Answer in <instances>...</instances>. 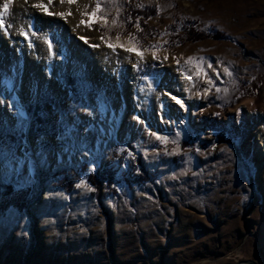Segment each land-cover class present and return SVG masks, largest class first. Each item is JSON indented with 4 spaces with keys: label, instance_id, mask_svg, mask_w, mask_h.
Instances as JSON below:
<instances>
[{
    "label": "rangeland",
    "instance_id": "374dc122",
    "mask_svg": "<svg viewBox=\"0 0 264 264\" xmlns=\"http://www.w3.org/2000/svg\"><path fill=\"white\" fill-rule=\"evenodd\" d=\"M97 3L102 10L77 38L88 57L103 56L115 81L98 86L87 64L71 70L72 41L59 28L46 59L57 67L46 76L60 92L45 85L25 102L45 100L40 115L49 122L39 126L25 108L22 114L0 72L9 109L0 120V264H108L107 210L120 217L112 230L122 246V222L135 218L131 210L140 216L139 197L151 189L157 218L149 220L165 232L153 238L157 264L160 245L169 248L170 264H264V0L89 6L96 11ZM148 8L156 9L149 19L129 14ZM185 23L224 39L176 44L171 27ZM64 75L78 79L77 97ZM84 163L99 188L64 181L63 173ZM7 186L31 190L28 205L17 207ZM132 225L141 230L143 219ZM169 231L175 242H166Z\"/></svg>",
    "mask_w": 264,
    "mask_h": 264
},
{
    "label": "bare ground",
    "instance_id": "6f19581e",
    "mask_svg": "<svg viewBox=\"0 0 264 264\" xmlns=\"http://www.w3.org/2000/svg\"><path fill=\"white\" fill-rule=\"evenodd\" d=\"M27 2L29 3L27 4ZM3 3L4 0H0V11H2ZM37 3L45 4L47 12L34 7ZM89 3L90 0H72V2L69 0L12 1L9 15L4 18L5 26L0 27V72L2 71L4 75L5 87L12 86V89H15L22 114H25V102L35 97L45 85H50L56 94L60 92L56 83L46 76L47 71L51 70V66L57 67L56 60L52 65L47 66L46 59L50 56L47 41L51 39V36L58 35V29L61 27L64 28L63 33L67 41H72L69 45L74 56V61L70 64L71 70H81L87 64L91 79L98 86L101 83H108V80L115 81L113 74L111 75V67L108 72H104L107 65L103 61V56L98 55L97 57L95 53L92 54L93 59L90 58L91 56L88 57L89 54L77 38L78 34H81V29L90 24L94 17L92 15L95 12L94 7L91 8ZM17 6L19 8H16ZM19 11L23 14L22 16ZM64 24L67 25V28L63 26ZM23 33H27V38ZM36 53L39 55L37 58ZM100 79L102 82L99 81ZM0 87H4V85L0 83ZM8 111L9 109L4 106L0 95V120H5L8 117ZM32 145L34 148L37 147L36 142ZM250 263L253 262H246V264Z\"/></svg>",
    "mask_w": 264,
    "mask_h": 264
},
{
    "label": "crops",
    "instance_id": "0c3cea01",
    "mask_svg": "<svg viewBox=\"0 0 264 264\" xmlns=\"http://www.w3.org/2000/svg\"><path fill=\"white\" fill-rule=\"evenodd\" d=\"M141 191L144 192L149 190L141 189ZM148 194L149 195L143 194L139 197L141 198V200H143V202H145V204H143L141 207L140 216L138 215L139 211L135 212L134 210H131L130 212L132 214H135V218L132 216L131 221L122 222V225L126 226L125 231L123 232L126 236L122 239V246L119 243V238H114V231L112 230L113 225L115 226V224L120 221V217L118 215H115L114 212L112 213L111 210H107L109 211L108 223L109 228L111 229V236L109 237V241L107 243L110 250V262L108 264H157V260H155V257L157 256V240H154L153 238L155 235H157V231L158 233H161V235H164L165 232L160 227H158L157 230L156 221L153 223L149 220L153 217L157 218V208L151 209V207L155 205L153 203H149L151 202V198L157 199V197L153 194L152 189ZM140 219H143V225H139V228L141 230H138L137 228L135 229L132 224L134 223V221H138ZM165 235L166 242L172 243V241H176V235H173L172 233H170V231ZM131 237H136L137 239H132ZM120 247L123 249L122 252H119ZM159 249H162L161 252H165V254L161 257V261L159 262V264H170V255H167L169 248H164L162 247V245H160ZM173 264H176V260H173Z\"/></svg>",
    "mask_w": 264,
    "mask_h": 264
},
{
    "label": "trees",
    "instance_id": "16d2710c",
    "mask_svg": "<svg viewBox=\"0 0 264 264\" xmlns=\"http://www.w3.org/2000/svg\"><path fill=\"white\" fill-rule=\"evenodd\" d=\"M131 17L136 18H143V19H149V17L156 14V9L154 8H148L147 10H133L131 13H129ZM200 26L197 23H185V24H177L171 27V32L173 38H177V43L185 42H198L202 41L204 39H215V40H221L224 39V35L219 32H203L200 30ZM67 87L70 89V92L77 97L79 95V89H78V79L73 76L64 75L63 76ZM49 102H53L54 100L46 97ZM45 100H41L37 102L36 104L33 103H27L25 106L26 113L30 119H32L34 122H36L39 126L43 125L45 122H49V118L45 115H40V112L43 110V102ZM42 113V112H41ZM12 133H7V139L8 140H14V138L11 136ZM90 167L88 163H84L82 167L79 169H72L70 172H65L63 175H66L65 182L71 181H82L86 180V182L89 184V186L94 188H99L101 186V183L98 185L97 177L95 174H92L89 172ZM73 178H71L72 176ZM8 192L10 193L11 197H18L16 199L15 205L19 207L20 209L24 208L28 203L31 201V190H22V191H14L10 186L6 187ZM10 199L7 201V204L4 203L1 207L2 209L10 207L11 204H13Z\"/></svg>",
    "mask_w": 264,
    "mask_h": 264
},
{
    "label": "snow or ice",
    "instance_id": "6c2138e0",
    "mask_svg": "<svg viewBox=\"0 0 264 264\" xmlns=\"http://www.w3.org/2000/svg\"><path fill=\"white\" fill-rule=\"evenodd\" d=\"M69 2H72V0H69ZM12 4V0H4V3L2 5V11H0V27H4L5 26V21L4 18L7 17L9 15V10H10V6ZM34 7L47 12V6L43 3H37L34 5ZM101 6L100 3H97L96 5V11L92 14L93 16H97V14L101 11ZM49 15H51L52 13H48ZM63 15V14H61ZM83 23V21H82ZM10 26V25H9ZM89 27H91V24L88 25ZM25 35V37L27 38V33H23ZM110 47H115L114 45H109ZM51 47V45H50ZM121 47H123V45H121ZM125 50L127 51H135L134 48H126ZM138 55H142V53L137 52ZM191 62V59L190 61ZM211 65H209L210 67ZM173 99H175V97H173ZM177 103H179L181 105V107H183V104L181 101L177 100ZM157 139L163 141L164 143H167V139L165 137H157Z\"/></svg>",
    "mask_w": 264,
    "mask_h": 264
},
{
    "label": "water",
    "instance_id": "95a60500",
    "mask_svg": "<svg viewBox=\"0 0 264 264\" xmlns=\"http://www.w3.org/2000/svg\"><path fill=\"white\" fill-rule=\"evenodd\" d=\"M237 264H246V262H243V261L241 262V261H240V262H238ZM250 264H253V263H250Z\"/></svg>",
    "mask_w": 264,
    "mask_h": 264
}]
</instances>
